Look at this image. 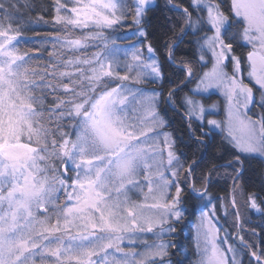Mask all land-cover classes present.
Here are the masks:
<instances>
[{
  "label": "snow or ice",
  "instance_id": "snow-or-ice-1",
  "mask_svg": "<svg viewBox=\"0 0 264 264\" xmlns=\"http://www.w3.org/2000/svg\"><path fill=\"white\" fill-rule=\"evenodd\" d=\"M151 3L74 0L69 7L57 0V12L67 8L70 13L57 15V23L96 29L82 38L66 37L64 46L69 51L84 49L88 41L103 38L105 29L121 25L129 14L139 26ZM192 6L197 12L206 11V17L195 19L187 8L183 11L189 29L196 34L205 32L202 42L198 41L200 59H205L204 49L215 58L197 90L223 89L228 101L229 143L241 153L264 154V118L254 122L246 111H240L241 107L247 109L253 98V88L236 75L241 61L232 56L231 76L223 67L237 35L254 48L258 44L259 53L253 51L248 56L249 76L264 89V0H232L231 19L217 0H192ZM13 18L5 0H0V264H155L157 257L161 264H170L163 258L173 245L152 244L143 252L121 245L125 240L135 245L137 233H152L158 227L159 237L164 232L162 225L173 217L181 219L178 181L185 165L176 155L171 135L157 131L164 127L157 111L158 94L148 96L124 84L113 87L108 79L131 78L140 83L147 75L141 68L160 77L155 59L143 63L138 46L132 45L134 63L126 70L136 71V75H120L114 68V53L119 50L109 49L105 41L104 48L91 57H57L43 70L33 69L13 44L19 35L12 28ZM236 26L242 29L240 33L232 31ZM138 35L145 36V30L139 28ZM148 51H153L151 45ZM184 67L191 76L192 66L185 63ZM185 103L190 115L203 119V105L191 97H185ZM208 124L223 130L216 120ZM160 137L167 148V168L157 143ZM57 161L64 168L63 174ZM69 171L75 172L71 183L65 178ZM187 171L190 176L195 169L189 165ZM166 172H171V178ZM140 177L147 181L152 203H137L129 195L141 187ZM173 186L175 196L167 197ZM59 191L73 203L61 205ZM199 195L203 197L204 192ZM251 206L259 210L255 199ZM145 208L159 211L146 214ZM203 236L206 245L200 264H226L214 243V227L209 226ZM207 243H211L210 249ZM116 253H120L119 258Z\"/></svg>",
  "mask_w": 264,
  "mask_h": 264
},
{
  "label": "trees",
  "instance_id": "trees-1",
  "mask_svg": "<svg viewBox=\"0 0 264 264\" xmlns=\"http://www.w3.org/2000/svg\"><path fill=\"white\" fill-rule=\"evenodd\" d=\"M65 1L69 5L74 2V0ZM217 2L221 4V11L231 19L233 17L231 1L217 0ZM5 3L7 6L13 5L10 8L14 17L11 24L14 31L19 32L18 40H27L29 44L25 49L22 48L27 60H33L36 64V62L42 63L48 56L73 54L61 42L63 37L58 26L60 24L66 26L63 23L58 25L56 22V0H28L27 3L25 0H6ZM133 3L134 0H127L128 5ZM185 8L193 14V19L198 15L204 16V13L195 10L192 0H171V3L168 0H156V5L148 9L141 24L146 32L143 41L151 45L158 60L157 66L160 68V79H162L159 84L154 82L147 85L150 90L158 94L156 104L159 116L165 123L163 130L171 135L176 155L185 165L178 181L182 189L181 203L178 205L182 216L178 221L170 219L166 225L168 228L174 227L175 231H168L163 237L167 244L173 245L168 248V255L163 260L169 261L170 264L197 263L195 228L205 211L212 214L213 221H219L218 243L221 244L225 234L228 235L231 243V238L236 235L238 228L235 213L230 210L227 197L235 170L240 168L242 173L238 174L234 183L239 192L236 194V202H239L240 206L239 213L245 223L242 240L248 248L243 249L237 244V246L231 244L235 253L242 257V264H264V161L255 156H242L225 139L223 132L212 131L206 125H200L195 121L189 123L185 117L184 98L191 94L204 69L199 63L198 55L200 46L198 41H202L204 32L196 34L186 26L183 16ZM130 21H132L131 14L126 19L127 23ZM7 23L5 21V24ZM237 29L240 27L236 26L232 31ZM237 40L233 43L231 54L239 58L245 70L249 50ZM168 59L171 61L169 62ZM185 63L193 68L190 79L186 75ZM253 90L255 94L258 93L255 88ZM167 97L170 104L166 100ZM212 100H218L219 107H222V102L217 96H210L205 103ZM189 165L195 171L187 177L185 172ZM169 174L171 178V172ZM207 179L209 184L206 187ZM191 188L197 193L204 192L203 197L198 198L195 194H191ZM168 193L169 197H174L175 187H169ZM253 199L259 210L252 208ZM249 231L255 232L256 236ZM249 250L255 254L257 250L259 251L261 263H255L250 259Z\"/></svg>",
  "mask_w": 264,
  "mask_h": 264
},
{
  "label": "rangeland",
  "instance_id": "rangeland-1",
  "mask_svg": "<svg viewBox=\"0 0 264 264\" xmlns=\"http://www.w3.org/2000/svg\"><path fill=\"white\" fill-rule=\"evenodd\" d=\"M63 1L65 3H68L65 0H61V2H63ZM230 1H231V11H232V0H230ZM5 2H6V0H5ZM134 2H135V0H134ZM68 5H69V3H68ZM71 5H69V7ZM155 5H156V0H152V3L149 5V8L154 7ZM55 6H56L55 9H56L57 15H64L67 13V8L60 9V11L57 12L58 4H56ZM12 7H13V5L8 6L9 9ZM203 13H204V16L206 17V11ZM67 14L70 15V13H67ZM232 15L234 16L233 12H232ZM142 22H143V20H142ZM58 25H59V23H58ZM139 28H142V26L141 25L138 26V25L134 24L133 20L130 21V23H127L126 20H123L121 22V25H116V26H114L113 29H105L103 38L88 41V47H86L84 49L74 50V51H72L73 54L68 53L66 55H58L57 54L56 56H48L47 58H45L43 60L42 63L36 62V64L33 63V60H27V58H26L27 56L25 57V53L23 52V49H25L26 47L29 46V44L26 42L27 40H25V41L24 40H18L19 38L17 37L16 40L13 41V44L16 46L18 53L21 55H24L25 60L28 61V66L30 68L37 69V70H43L50 63L56 62L57 57H60L61 59H66V58L73 57L75 54H76L75 56H79L81 58L91 57L95 52L100 51L104 48V43L106 41L108 43L109 49H118L119 50L118 52L114 53V55H115L114 68H118L120 75L128 74L130 77H135L136 71L128 73L126 70V66L129 63H134L132 61V58L130 55V50H131L132 45L138 46L140 52L142 53L143 63H151L152 59H155L156 63L158 62L154 51H152L151 53L148 51L149 45L144 43V41H143L144 37L138 35V29ZM58 30H60V32H61L60 33L61 37H63L61 39V42H63L64 44H65V38L66 37L68 39H74V38H80V37L82 38L83 35H85L89 32L96 31V29H94V28L80 29V28H72L71 26L64 27L61 24H60V26H58ZM241 31H242V29L240 28V29H237L233 32L240 33ZM204 35H205V32L203 33L202 37ZM207 35H212V33L208 32ZM201 40H202V38H201ZM236 40L239 43H241L242 45L247 46L249 53L253 52V51H256L257 53H259L258 44H257V47L254 48L252 44L247 43L243 39V37L240 35H237ZM55 41H57V39ZM63 50H67V49H63ZM27 54L30 55L29 53H27ZM198 55H199V63L201 66H203L204 69L200 73L199 79H198L196 85L194 86V88L192 89L191 94L187 95L186 97H191L196 104L203 105L205 111L203 113V119H200V118H198V115H190L189 114V106L185 103L186 120L189 123H191L190 121H195L198 124L200 123V125H202V124L206 125L208 129H211L212 131H215L218 133L223 132L225 139H227L229 141L230 137H228V129H227V123H226L227 117H228V101H227L226 96L224 95L223 89L212 88L208 91H202V90L198 91L197 90L198 85H200L201 78L203 77L204 73L211 70L213 63L215 62V58L212 56V53L210 51H208L207 49H204L205 59L202 61L200 59V56H201L200 46H199V54ZM248 56H249V54H248ZM248 56H247L246 63H245L246 69L244 70L242 64H240V71L236 75L238 76L239 79L243 80L244 83L248 84L249 87L255 88L258 91V93L255 94L254 90H253V98L248 103L247 109H245L243 107L240 108V111L242 113L246 111L247 115L251 118V120L255 122V121L261 120V118H264V89H260L258 85H255V81L252 80L249 76V72L251 71V64H250V61L248 60ZM168 61L170 62L171 60L168 59ZM234 64H235V62L232 60V54L229 53L227 56V59H225L223 62V67L229 76L234 74ZM139 70L147 73L146 76H143L141 78L140 83L135 82V80L131 79V78L127 81H121L116 77H112V78H108V79H110L111 85L113 87H115L117 85L124 84V85H127L128 87H130L132 89H140L142 92H144L145 95H148V96L154 95L155 93L152 90H150L148 85L151 83H154V82L159 84V83H161L162 79H160V77H156L155 74L152 73L150 69L141 68ZM186 75H187L188 79L191 78L188 75V72ZM210 96H217L222 102V107L221 108L219 107L220 103H218L219 102L218 100H212L211 102L205 103V101H207L210 98ZM168 98L169 97H167L166 100L169 103ZM129 99H131V97H129ZM137 107H138V105H137ZM209 120H216L218 123H221L223 130L221 128H216L212 125H209L208 124ZM164 127H165V123H164ZM164 127L162 129H157V131L166 132L163 130ZM69 131H71V128ZM157 143H159L160 148L163 149L162 155H163V158L165 161L164 167L167 168L168 167L167 163H166L167 148L163 145V137H160L159 140L157 141ZM239 153L242 156L243 155L249 156V157L255 156V157H258L264 161V154H262L260 152H256V153H241V152H239ZM236 162H238V161H236ZM56 166L59 169V172L61 174H63L64 173L63 167L60 165L59 161L56 162ZM235 171L236 172H235V176L233 178V183L231 184L230 193L227 197V202L230 204V208H231L230 210H233V213H235L234 216L236 217V224H237V228H238V232L235 235L236 238H235V236H233L231 238V243L234 245L237 244L238 236H240L243 239V232L245 229V225H244L245 223H244V221H242L241 213H239V208H240L239 202H236L237 201L236 194L238 191H237V187L235 186V183H234L235 178H237L238 174L242 173V170L240 168H237V170H235ZM169 173L170 172H166L165 175L169 177V175H170ZM185 173H186L187 177H189L187 170ZM65 178L68 180L69 183H71V180L75 178V172L74 171L67 172ZM157 179H158L157 177H153L154 181ZM140 184H141L140 188H134L129 193L130 197L132 198V200H134L137 203H152L153 202L151 199L152 194L148 193V189L145 186L147 184V181L144 180L143 177H140ZM190 193L191 194L193 193L195 195H197V194L199 195V193L194 192V190L192 188L190 190ZM168 194L169 193L167 191V197H169ZM146 196L148 197L147 201L145 200ZM58 198H59V203L61 205H63L66 202L69 205L73 203V201H67L66 194L64 191L58 192ZM251 204H252V202H251ZM143 211L146 214H150V213L158 212L159 210L145 208V209H143ZM228 213L229 212L227 211V214ZM228 218L230 220L229 214H228ZM173 219H175V218L173 217ZM217 223L219 224V221H217V220L213 221L212 214H210L206 211L203 212L202 216L199 218V220L196 224V228H195V237H196L195 238V241H196L195 247L197 248L196 251H197V258H198V261L196 264H200V261H201L202 255H203V249L206 245V241L204 240L203 233L207 232L209 226H213L215 229L214 243L216 244L220 253L223 255V257L226 261V264H242V257L238 253H235L233 245L228 240L227 234H225V236L222 238L221 244L218 243L219 236L217 235V233H218L219 229L217 227L218 226ZM167 224H164L161 226L164 229V232L159 237L157 236V234L160 233V228L158 227V228L154 229L152 233H147V232L137 233L136 235H137L138 239H137V242L135 245H128L127 240H125L124 243L121 245V247H125V248L134 247L137 252H143L148 245L159 244L161 242L167 244V242L163 238L168 233V231H166V229L168 228L166 226ZM249 232L253 236H256L255 232H253V231H249ZM211 246H212L211 243H207V247L209 249L211 248ZM112 251H113L112 249H109V252H112ZM116 256H117V258H119L120 253H116ZM157 260H158V262H157ZM156 263L161 264L159 257L156 258L155 264ZM149 264H152V262L149 261Z\"/></svg>",
  "mask_w": 264,
  "mask_h": 264
},
{
  "label": "bare ground",
  "instance_id": "bare-ground-1",
  "mask_svg": "<svg viewBox=\"0 0 264 264\" xmlns=\"http://www.w3.org/2000/svg\"><path fill=\"white\" fill-rule=\"evenodd\" d=\"M205 186L207 187L208 186V179L207 180H205ZM238 240H239V243H240V245H242V248L243 249H247L248 247H247V245H245L244 243H243V240H242V238L240 237V236H238ZM259 254V251L257 250V252H256V256H259L258 255ZM249 256H250V258L255 262V263H261V260L260 261H257V259H256V257L253 255V253L249 250Z\"/></svg>",
  "mask_w": 264,
  "mask_h": 264
},
{
  "label": "water",
  "instance_id": "water-1",
  "mask_svg": "<svg viewBox=\"0 0 264 264\" xmlns=\"http://www.w3.org/2000/svg\"><path fill=\"white\" fill-rule=\"evenodd\" d=\"M63 171H64V168H63Z\"/></svg>",
  "mask_w": 264,
  "mask_h": 264
}]
</instances>
